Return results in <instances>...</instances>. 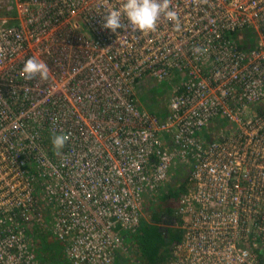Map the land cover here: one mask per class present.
I'll return each instance as SVG.
<instances>
[{
	"label": "built area",
	"instance_id": "obj_1",
	"mask_svg": "<svg viewBox=\"0 0 264 264\" xmlns=\"http://www.w3.org/2000/svg\"><path fill=\"white\" fill-rule=\"evenodd\" d=\"M122 4L0 0V264H38L26 229L48 222L71 264H113L117 227L176 162L189 188L165 264H264V0H172L179 31L103 29ZM32 57L47 80L22 75ZM147 77L175 79L163 117L139 105Z\"/></svg>",
	"mask_w": 264,
	"mask_h": 264
},
{
	"label": "trees",
	"instance_id": "obj_2",
	"mask_svg": "<svg viewBox=\"0 0 264 264\" xmlns=\"http://www.w3.org/2000/svg\"><path fill=\"white\" fill-rule=\"evenodd\" d=\"M161 112L162 109L158 114ZM178 164L171 167L157 191L145 196L143 216L135 230L117 227L123 243L115 253L113 264H165L170 259L173 246L182 237L177 204L189 188V166ZM47 224L37 223L26 229L35 260L38 264H71L64 243ZM259 256L262 262L263 250Z\"/></svg>",
	"mask_w": 264,
	"mask_h": 264
},
{
	"label": "clouds",
	"instance_id": "obj_3",
	"mask_svg": "<svg viewBox=\"0 0 264 264\" xmlns=\"http://www.w3.org/2000/svg\"><path fill=\"white\" fill-rule=\"evenodd\" d=\"M106 13L102 17L100 26L112 33H116L118 29L128 31L129 28L133 31L139 30L141 33L154 32L161 20L171 22L177 31L181 29L178 13L172 7V0H123L120 8L108 10ZM124 17L129 22L127 25L122 23ZM202 51L198 46L193 48L196 54ZM22 75L28 80L39 77L40 80L45 81L49 77V69L43 61L32 57L25 61ZM67 139L66 135L54 134L51 142L53 147L59 151L65 146Z\"/></svg>",
	"mask_w": 264,
	"mask_h": 264
},
{
	"label": "crops",
	"instance_id": "obj_4",
	"mask_svg": "<svg viewBox=\"0 0 264 264\" xmlns=\"http://www.w3.org/2000/svg\"><path fill=\"white\" fill-rule=\"evenodd\" d=\"M240 42V41H239ZM238 42V44H240ZM242 45V44H240ZM156 81L151 79V78H144L142 80H140V83L137 86V92L139 90V92H141V97L139 99V105H141L142 103H144V106H142L143 108H145L146 110H149L153 113H157L158 116L163 117L165 111L168 109V102L164 103L161 99H158V90L155 93H152V91L155 89V87H160L159 89H165V93L168 96V101H169V97L172 93V89L175 83V79H168L167 81L163 82V83H157L155 85L154 84ZM152 94H151V93ZM144 97V99H142ZM157 99V100H156ZM163 110V112H161V114L159 115L158 112L160 110ZM180 166V164H179Z\"/></svg>",
	"mask_w": 264,
	"mask_h": 264
},
{
	"label": "flooded vegetation",
	"instance_id": "obj_5",
	"mask_svg": "<svg viewBox=\"0 0 264 264\" xmlns=\"http://www.w3.org/2000/svg\"><path fill=\"white\" fill-rule=\"evenodd\" d=\"M158 82H155L154 84H152V85H155V84H157ZM160 87H155V89L152 91V93H156L157 92V90L159 91L158 92V99L160 100H162L164 103H167L168 102V96L166 95V94H164L165 93V89H162V90H160L159 89ZM138 97H139V99H140V97H141V92H139V90H138ZM151 93V92H150ZM151 93V94H152ZM144 98H146V97H144L143 96V98L142 99H144ZM157 100V99H156Z\"/></svg>",
	"mask_w": 264,
	"mask_h": 264
},
{
	"label": "rangeland",
	"instance_id": "obj_6",
	"mask_svg": "<svg viewBox=\"0 0 264 264\" xmlns=\"http://www.w3.org/2000/svg\"><path fill=\"white\" fill-rule=\"evenodd\" d=\"M141 106H144V103H142Z\"/></svg>",
	"mask_w": 264,
	"mask_h": 264
}]
</instances>
